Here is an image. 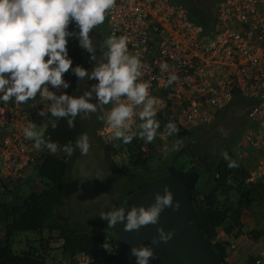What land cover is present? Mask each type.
Masks as SVG:
<instances>
[{
	"label": "built area",
	"instance_id": "obj_1",
	"mask_svg": "<svg viewBox=\"0 0 264 264\" xmlns=\"http://www.w3.org/2000/svg\"><path fill=\"white\" fill-rule=\"evenodd\" d=\"M214 18L207 34L190 19L189 8L181 2L115 0L107 11L108 36H124L129 51L139 53L148 66L139 82L148 85L156 113L168 108L183 130L210 124L238 96L257 99L242 135V142L254 153L239 151L238 156L247 166V180L264 185V0H216ZM162 62L167 63V71H161ZM170 74L177 79L168 84ZM51 90L61 94L62 87ZM49 104L39 94L25 104L0 103V184L17 178L36 162L34 142L24 137L23 129L37 121L47 127L48 114L42 116L40 110L48 113ZM141 108L136 107L131 131H138ZM100 135L115 152L118 140L108 139L111 129L104 120ZM220 236L225 233L221 231ZM76 260L78 264L90 262L84 252ZM256 262L264 263V245Z\"/></svg>",
	"mask_w": 264,
	"mask_h": 264
},
{
	"label": "clouds",
	"instance_id": "obj_2",
	"mask_svg": "<svg viewBox=\"0 0 264 264\" xmlns=\"http://www.w3.org/2000/svg\"><path fill=\"white\" fill-rule=\"evenodd\" d=\"M114 5L115 0H0V103L14 100L21 104L39 94L43 100L50 101L48 113L56 118L52 126L56 127L58 119L67 118L70 128L75 126L78 115L83 119L111 104L112 107L104 110L100 117L111 129L110 141L116 139L131 143L134 137L139 136L145 142H152L160 127L154 119L156 102L149 96L148 85L139 82L148 66L142 62L139 53L129 51V41L124 36L113 34L104 39L102 58L91 71L79 64L71 67L73 61L68 55V38L77 36L80 46L91 54L90 59L95 60L97 47L90 31L104 22L106 12ZM70 23L75 24L79 31L70 30ZM70 67L79 83L92 79L97 82L80 95L57 94L51 88L67 89L70 86L63 75ZM160 68L167 71V63L162 62ZM176 79L175 74H170L167 83L171 84ZM94 94L97 102H92ZM137 106H142L138 112L141 122L137 126L138 131H131ZM48 113L40 110L42 116ZM165 128L168 135L180 131L171 121ZM23 135L32 140L38 150L44 146L50 153L57 151V144L45 140L34 125L25 127ZM90 146L86 133L76 139L75 148L81 155H87ZM64 151L71 154L74 148L65 146ZM221 154L229 167L236 166L226 151ZM90 177L93 176L85 178ZM95 177L103 179L100 175ZM166 207L173 211L181 207L180 200H174L168 185L164 186L163 194L156 192L155 200L149 206H133L127 213L124 206L113 207L109 211H101L99 216L107 221V228L123 223L125 231H132L156 224ZM157 232L153 244L166 243L173 235L163 226ZM102 247L112 253L108 242H103ZM131 254L136 258V264H150L154 249L151 246H133Z\"/></svg>",
	"mask_w": 264,
	"mask_h": 264
},
{
	"label": "trees",
	"instance_id": "obj_3",
	"mask_svg": "<svg viewBox=\"0 0 264 264\" xmlns=\"http://www.w3.org/2000/svg\"><path fill=\"white\" fill-rule=\"evenodd\" d=\"M175 1L181 2L189 8L190 19L203 26L205 33L211 32L215 21L216 0ZM69 29L75 32L79 31L72 23L69 24ZM67 48L68 55L73 61L71 67H75L77 64L84 67L83 48L80 46L79 40L69 37ZM71 67L63 74L70 86L67 89L62 88L61 93L80 95L78 77L71 71ZM255 103H257L255 98L238 96L226 106L228 108L234 105L242 108L243 112L238 116L237 121L238 128L241 129V126L245 125L244 129L242 131L239 129L240 134L237 137L232 136L234 137L232 143L216 152L210 161L195 167L200 176L193 192V201L202 229L205 235L212 239L215 249L225 258L229 256L232 248V240L229 236L237 238L248 230L250 225L248 215L252 214L258 206L264 214L262 208L264 185L247 180V166L238 156L239 142L248 126V112ZM217 113L219 114V111ZM154 119L160 127L152 142H145L137 136L131 143H123L122 140H119V147H121L120 149L125 148L133 168L152 169L151 172L155 175L154 179H157L168 173L170 166L175 165L181 150L186 147L195 150L206 126L192 130H183L177 126L180 131L168 137L172 148L171 152L174 154L173 158L169 159L156 156L155 153L157 146L160 145V136L167 133L165 125L169 121L174 122L175 117L167 108L157 112ZM47 120L48 124L43 137L45 140L55 142L57 151L50 153L46 147L42 146L47 151L42 155L38 164L39 175L43 179L42 187L32 190L27 198L18 199L13 203L0 202V221L6 226L0 237V264H48L50 253L48 254L46 251L49 249L47 242H50L52 238L61 242V245L58 246L61 253L60 260H52V264H78L76 255L80 252L89 256L90 262L87 264H113L119 244L112 228L105 227L98 231H90L79 224L67 225L59 221L60 214L57 212L63 204L65 192L63 176L67 167L68 155L64 148L65 146L75 147L76 139L81 135L83 119L78 115L74 121L75 126L71 128L68 126L67 118L58 119L56 127L52 126V121L56 118L52 117L50 113L47 115ZM175 137L177 139L174 140ZM225 151L230 159L236 162L235 167L228 166V161L221 154ZM155 157L157 160L152 161ZM189 157V154H186L182 164L186 165L188 169H193L194 165ZM44 229L49 231V237H43ZM23 231H35L38 236L34 241H40L39 245L30 243L31 246L29 245L26 249H16L14 236ZM220 231H223L227 238L220 236ZM250 231L254 233L255 239H259L260 236L254 230ZM54 232L56 234L53 236ZM105 241L110 244L112 253L102 247V243ZM45 251L46 253H44ZM250 259L251 264H256V257L251 256Z\"/></svg>",
	"mask_w": 264,
	"mask_h": 264
},
{
	"label": "rangeland",
	"instance_id": "obj_4",
	"mask_svg": "<svg viewBox=\"0 0 264 264\" xmlns=\"http://www.w3.org/2000/svg\"><path fill=\"white\" fill-rule=\"evenodd\" d=\"M90 36L97 49L95 60L90 59L91 54L83 49L84 67L89 71H91L102 58L103 50L101 48L103 47L104 39L108 36L107 12L104 22L91 30ZM71 38L78 39L77 36H71ZM96 82L97 81L94 79L81 81L79 83L80 93L82 94L83 91L90 89ZM91 99L96 100L95 94ZM104 108L105 106L98 109L97 120H89L90 114L86 118H83L81 135L85 133L88 135L91 146L87 155H81L80 150L75 147H73L74 151L71 154L68 153L67 167L63 176L65 181L64 201L57 210L60 214V222L67 225L79 224L85 226L90 231H98L107 227V221L102 220L99 216L101 211L106 212L113 207L118 208L124 206L127 200V194L130 191H136L138 187L135 180L140 170L139 168H133L131 166L125 148L120 149L121 147H119V140L118 150L109 154L111 156V163H107L106 152L103 149L104 141L102 136L98 133L97 128L101 125L102 119L100 117L103 115ZM242 112V108H238L234 105L219 110V114H216V118L213 122L204 125L206 128L202 131V136L197 142L195 150H197L202 157L204 154H207L209 157L208 161H210L212 156L216 155V152L221 151L226 145L229 146L234 138L232 136L237 137L240 134V130L242 131L245 127L244 125L241 126V129L238 128L237 120ZM247 122V124L250 125V121L247 120ZM33 125L38 131H41L44 136L45 125L40 121H37ZM237 131L238 133H236ZM169 136L170 135L167 133H163L160 136V145L157 146L156 156L166 158L167 155L171 153L172 148L168 141ZM175 139H177V137H175L174 140ZM174 140L173 143L175 142ZM155 142L157 143V141ZM239 148L240 151H247L250 154L254 153L248 145L242 142V139L239 142ZM156 160L157 158L155 157L152 161ZM29 167L30 173L34 174L39 172L37 162L31 164ZM95 175H100L103 179L95 177ZM88 176L93 177L85 178ZM2 194L7 196L9 192L8 190H4ZM260 209V206H258L252 214L248 215L250 225L243 235L239 236V238L230 236L234 246H232L227 259L233 264H251V256L257 258L259 249L264 245L263 239L260 241L256 240L254 233L250 231L252 229V222H254V224H261L264 221V214ZM34 235L38 236L35 231H23L16 233L14 239L16 241L17 238L21 239ZM23 240L25 241V238ZM24 241H20V243L16 241L15 248L21 249L24 245L22 249H26L30 243L37 245V242L34 241L28 243ZM56 250L55 254L57 258H55L60 259V248L56 247ZM48 264H52L51 261H49ZM256 264L264 263L256 262Z\"/></svg>",
	"mask_w": 264,
	"mask_h": 264
},
{
	"label": "water",
	"instance_id": "obj_5",
	"mask_svg": "<svg viewBox=\"0 0 264 264\" xmlns=\"http://www.w3.org/2000/svg\"><path fill=\"white\" fill-rule=\"evenodd\" d=\"M189 151L190 148L187 147L178 155L177 167L170 166L168 174L154 181L143 175L137 177L139 190L128 196L124 204L126 213L133 206L151 205L156 192L163 194L165 185L173 192L174 200H180L181 207L175 211L166 207L156 224L142 226L139 230L125 231L123 223L112 228L119 244L113 264H136L131 248L142 245L154 249L150 264H233L215 249L212 239L202 229L193 201V192L200 173L197 169L185 171L182 164L185 152ZM160 226L171 231L172 238L166 243L161 241L153 244V237L158 235L157 229Z\"/></svg>",
	"mask_w": 264,
	"mask_h": 264
},
{
	"label": "crops",
	"instance_id": "obj_6",
	"mask_svg": "<svg viewBox=\"0 0 264 264\" xmlns=\"http://www.w3.org/2000/svg\"><path fill=\"white\" fill-rule=\"evenodd\" d=\"M9 102L13 103L15 101L11 100ZM25 103H21V104H25ZM98 133L100 134L99 130H98ZM104 145H105V143H104ZM33 148H34L33 151L37 156L36 162L39 164L42 157H43L42 155L44 153H46L47 151L45 149H43L42 147L39 150L36 149L34 147V144H33ZM67 155H68V153H67ZM29 166L27 168H25L23 170V172L21 173V175L18 176L17 178H8L4 183L0 184V202L13 203V202L17 201L18 199L20 200L23 198H27L32 190L42 187L43 179L39 175V172L34 173V174L30 173V171H29L30 167ZM4 190H8L9 194L7 196H5V194H2V191H4ZM249 222H250V220H249ZM251 227H252V230H254L260 236L259 239H256V240L260 241L261 239H263V241H264V221L261 224H259V223L254 224V222H252ZM5 228H6L5 224L2 221H0V235H2V233L5 231ZM55 234H56V232L53 233V236ZM42 235H43V237H49V231L47 229H44ZM35 237H36V235L31 236V237L30 236L24 237V238H25L26 243H28L29 240L34 241ZM24 238H21V239L17 238L16 241H19V243H20V241H24L23 240ZM225 238H227L226 235H225ZM237 238H239V237H237ZM230 239H231V237H230ZM16 241H15V244H16ZM34 242H37V245H39V243H40V241H34ZM59 245H61V242L55 241L54 238L50 239V242H47V248H49V249L46 251L48 254L50 253L48 256L50 261L60 260V259H56L57 257L55 254V252L57 251L56 247H58ZM232 246H234L233 241H232ZM28 247H29V245H28ZM22 248H24V245H23V247H21V249ZM46 251L44 253H46Z\"/></svg>",
	"mask_w": 264,
	"mask_h": 264
},
{
	"label": "flooded vegetation",
	"instance_id": "obj_7",
	"mask_svg": "<svg viewBox=\"0 0 264 264\" xmlns=\"http://www.w3.org/2000/svg\"><path fill=\"white\" fill-rule=\"evenodd\" d=\"M92 102H97L96 100H92ZM109 106L108 105H105V108H104V110H106L107 108H108ZM97 113H98V111L97 112H95V113H90V117H89V120H93V119H98V115H97ZM102 123H103V119H102V121H101V125H102ZM101 125L99 126V127H97L98 128V130L100 131V128H101ZM187 148V147H186ZM186 148H184L183 150H181V152H183V151H185V149ZM103 149H104V151L106 152V150H107V154H106V161H107V163H111V159H110V155H109V153H111V150L106 146V145H104L103 144ZM116 152V151H115ZM180 152V153H181ZM186 154H189V158H190V160H191V162H192V165H194V168L193 169H197V168H195V167H197V166H201V164L202 163H206L207 161H208V156H207V154H204L203 155V157L200 155V153L197 151V150H194V149H192V148H190V151L189 152H185V155ZM185 155H184V157H185ZM173 156H174V154H173V152H171L170 154H168L167 155V157L169 158V159H172L173 158ZM183 157V158H184ZM183 158H182V160H183ZM173 166H175V167H177V165H176V163H175V165H173ZM139 173L136 175V178L138 177V176H141V175H143V176H146L150 181H154V180H156V179H154V177H155V175H154V173H152L151 171H152V169H145V168H142V167H139ZM183 169L185 170V171H189L190 169H188V167L186 166V165H183ZM166 174H168V173H166ZM166 174H164V175H166ZM163 175V176H164ZM162 177V176H161ZM158 179V178H157ZM136 181V183H137V185H138V182H137V179L135 180ZM139 190V186L137 187V189H136V191H138ZM135 191V190H134ZM134 191H130L129 193H132V192H134ZM129 193L127 194V195H129Z\"/></svg>",
	"mask_w": 264,
	"mask_h": 264
}]
</instances>
